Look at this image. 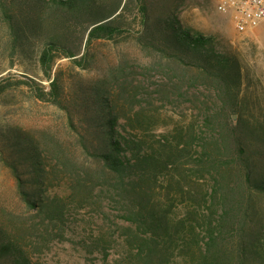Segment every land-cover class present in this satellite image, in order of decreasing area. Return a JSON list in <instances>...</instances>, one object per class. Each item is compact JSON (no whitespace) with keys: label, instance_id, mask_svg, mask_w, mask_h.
<instances>
[{"label":"trees","instance_id":"obj_1","mask_svg":"<svg viewBox=\"0 0 264 264\" xmlns=\"http://www.w3.org/2000/svg\"><path fill=\"white\" fill-rule=\"evenodd\" d=\"M132 4L142 26L138 41L217 90L221 106L205 115L207 136L194 124L168 129L146 110L130 114L101 87L75 85L59 66L68 59L86 70L96 61V43L126 38ZM174 9L166 0H0L12 60L29 58L40 42L38 63L49 88L34 79L23 83L65 111L92 164L82 173L62 147L53 159L25 130L0 132V161L19 201L39 219L28 224L0 215V264H39L43 246L64 236L71 205L86 207L99 185L130 223L135 264H170L173 257L179 264H264V121L246 114L241 58L182 25ZM12 85L0 77V97Z\"/></svg>","mask_w":264,"mask_h":264},{"label":"rangeland","instance_id":"obj_2","mask_svg":"<svg viewBox=\"0 0 264 264\" xmlns=\"http://www.w3.org/2000/svg\"><path fill=\"white\" fill-rule=\"evenodd\" d=\"M166 1L175 6V15L182 25L214 37L220 50L234 52L241 58L245 74L243 94L250 102L246 114L252 121H264V22L241 33L228 17L215 10L213 0ZM131 9L130 34L118 41L96 43L93 48L96 61L90 68L73 67L68 59L59 61V66L73 75L75 85L101 87L113 104L130 114L146 110L168 129L194 124L197 132L205 136V115L218 111L221 106L217 90L194 79L193 69L170 62L156 49L143 46L138 41L142 28L140 18H132L138 8L132 4ZM5 30L0 14V77L13 83L0 97V132L8 128L23 129L53 159L62 147L77 162L79 170L82 167L91 169V160L82 154L65 111L40 100L33 89L23 83L34 79L49 88V81L38 63L40 42L36 43L29 58L12 60L4 42L7 39ZM235 115L237 121L238 114ZM65 174L61 193L68 187V173ZM105 191V187L99 185L86 207L78 209L76 204L71 205L64 236H54L43 246L36 256L39 264H135L136 256L128 245L130 223L120 217L117 205L106 199ZM261 210L264 213V200H261ZM14 214L19 223L39 222L38 217L19 201L14 180L0 161V215L13 219ZM180 259L170 258L169 263L179 264Z\"/></svg>","mask_w":264,"mask_h":264},{"label":"built area","instance_id":"obj_3","mask_svg":"<svg viewBox=\"0 0 264 264\" xmlns=\"http://www.w3.org/2000/svg\"><path fill=\"white\" fill-rule=\"evenodd\" d=\"M215 10L228 17L241 33L250 31L264 22V0H213Z\"/></svg>","mask_w":264,"mask_h":264},{"label":"water","instance_id":"obj_4","mask_svg":"<svg viewBox=\"0 0 264 264\" xmlns=\"http://www.w3.org/2000/svg\"><path fill=\"white\" fill-rule=\"evenodd\" d=\"M236 118H237V116L235 115L234 119H236Z\"/></svg>","mask_w":264,"mask_h":264}]
</instances>
